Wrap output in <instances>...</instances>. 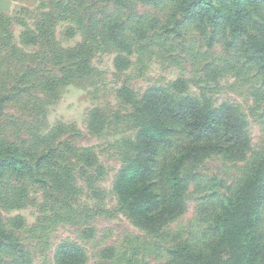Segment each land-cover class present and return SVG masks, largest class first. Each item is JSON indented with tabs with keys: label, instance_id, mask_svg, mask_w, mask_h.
<instances>
[{
	"label": "rangeland",
	"instance_id": "obj_1",
	"mask_svg": "<svg viewBox=\"0 0 264 264\" xmlns=\"http://www.w3.org/2000/svg\"><path fill=\"white\" fill-rule=\"evenodd\" d=\"M242 7L238 32L235 21L183 15L175 0H0V161L10 162L0 168V264H55L63 245L81 250L82 264H171L178 244L210 243L222 200L264 158V80L251 48L264 44V2ZM152 88L174 101L233 107L248 143L242 159L185 160L181 210L144 230L114 183L149 125L140 100ZM171 128L137 182L158 198L154 212L171 198L168 163L187 146L219 140L194 142L176 119ZM261 215L264 233V207Z\"/></svg>",
	"mask_w": 264,
	"mask_h": 264
},
{
	"label": "trees",
	"instance_id": "obj_2",
	"mask_svg": "<svg viewBox=\"0 0 264 264\" xmlns=\"http://www.w3.org/2000/svg\"><path fill=\"white\" fill-rule=\"evenodd\" d=\"M242 1L232 0L231 9L213 5L210 0H175V3L183 15H191L201 20L208 17L211 24L223 19L231 23L235 21V28L240 32L243 30L242 20L245 16ZM256 2L262 3L264 0ZM251 48L257 53L256 59L252 60L264 80V44L256 42L254 48ZM52 82L51 86L60 83L55 78ZM123 92H119V96L128 103V99L123 97ZM140 102L144 103L149 125L139 132L137 155L131 164L119 172L114 191L128 215L138 222L140 228L159 230L181 210L185 183L179 174V168L183 162L193 155L212 152L229 157L239 154L242 159L248 143L246 122L233 107H202L191 97L174 101L158 88L147 90ZM174 119L185 124L194 142L212 134L219 136V140L216 143L198 142L187 146L168 163L165 182L171 198L164 208L154 212L158 198L148 186L137 182L152 172L155 147L170 141V133L173 130L171 121ZM9 164V161L1 160L0 168ZM242 184L234 194L222 200L219 211L212 220L213 239L210 243L200 249L192 248L187 242L178 244L170 251L171 264H264V233L261 230L264 158L258 166L252 167ZM53 262L82 264L83 253L75 247L63 245L54 254Z\"/></svg>",
	"mask_w": 264,
	"mask_h": 264
}]
</instances>
